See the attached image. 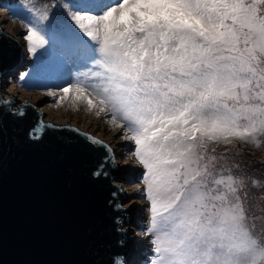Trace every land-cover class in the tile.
<instances>
[{
  "label": "snow or ice",
  "instance_id": "snow-or-ice-1",
  "mask_svg": "<svg viewBox=\"0 0 264 264\" xmlns=\"http://www.w3.org/2000/svg\"><path fill=\"white\" fill-rule=\"evenodd\" d=\"M56 8L51 21L41 10L24 39L35 54L48 28L62 31L79 65L64 97L110 115L134 143L149 202L145 264H264V216L257 230L247 203V181L259 182L227 155L234 142L264 145V0H65Z\"/></svg>",
  "mask_w": 264,
  "mask_h": 264
},
{
  "label": "water",
  "instance_id": "water-1",
  "mask_svg": "<svg viewBox=\"0 0 264 264\" xmlns=\"http://www.w3.org/2000/svg\"><path fill=\"white\" fill-rule=\"evenodd\" d=\"M22 51L0 25V82L23 65ZM16 101L0 94V264H120L132 252L139 260L131 230L118 231L135 207L120 206L110 143L45 120L40 103ZM21 109L22 118L13 115ZM34 128L39 139L30 138ZM84 135L110 151L89 147Z\"/></svg>",
  "mask_w": 264,
  "mask_h": 264
},
{
  "label": "rangeland",
  "instance_id": "rangeland-1",
  "mask_svg": "<svg viewBox=\"0 0 264 264\" xmlns=\"http://www.w3.org/2000/svg\"><path fill=\"white\" fill-rule=\"evenodd\" d=\"M18 1L0 0V25L5 32L21 41L24 58V63L18 71L1 78L0 94L2 98L16 99L18 104L15 107L21 106L20 102L40 103V109L46 111L45 120L78 127L110 143L118 165L116 167L121 170L120 177L117 176L115 182L125 195L120 206L135 207L133 213L129 214L133 221H124L121 228L131 230L127 232L126 239L133 238L138 248L139 260L132 252L126 262L145 264L151 255L150 237L144 231L148 227L149 202L146 199V186L141 182L140 176L145 170L130 151L134 148V143L121 138L125 130L112 124L110 115L101 113L97 117L96 109L90 111L86 106V100L75 99L72 93L64 97L62 88L69 86L70 79L76 76L79 65L75 63L76 57L62 31L48 28L45 32L54 53L50 49L33 54L29 52L28 44L24 40L28 28L37 26L39 12L45 9V5L51 4L56 16L59 12L56 5L63 4L65 0H20L21 4ZM43 24L47 26L49 22L44 21ZM62 97L64 98L61 99ZM228 147L231 149L227 152L228 163L237 166L234 170L238 174L261 182L259 186H253L251 179L247 181L249 194L247 203L255 212L256 227L260 230L261 217L264 216V199H261L264 196V145L257 148L250 144L234 142ZM223 150L224 146L221 145L217 152ZM123 219H129V216L124 215ZM120 259L125 261L123 256Z\"/></svg>",
  "mask_w": 264,
  "mask_h": 264
},
{
  "label": "trees",
  "instance_id": "trees-1",
  "mask_svg": "<svg viewBox=\"0 0 264 264\" xmlns=\"http://www.w3.org/2000/svg\"><path fill=\"white\" fill-rule=\"evenodd\" d=\"M18 3L19 4H21V1L19 0L18 1ZM46 9H48V12H49V21L50 20H53V18H54V8L53 7H51V4L50 5H45L44 6ZM49 21H46L47 23L49 22ZM47 39V38H46ZM25 40V39H24ZM25 42L27 43V41L25 40ZM45 49H47V51L49 50L50 51V49H51V51L53 52V50H52V48L50 47V44L48 43V44H46L45 45V48H42V49H37V52H46L45 51ZM54 53V52H53ZM13 74H15V73H13ZM34 75V78H36V76H35V73L33 74ZM261 184V182L259 181V185ZM251 188H254L253 186H251ZM248 196H249V194H248Z\"/></svg>",
  "mask_w": 264,
  "mask_h": 264
},
{
  "label": "bare ground",
  "instance_id": "bare-ground-1",
  "mask_svg": "<svg viewBox=\"0 0 264 264\" xmlns=\"http://www.w3.org/2000/svg\"><path fill=\"white\" fill-rule=\"evenodd\" d=\"M42 111L44 112V115H45L46 114V111L44 109Z\"/></svg>",
  "mask_w": 264,
  "mask_h": 264
}]
</instances>
